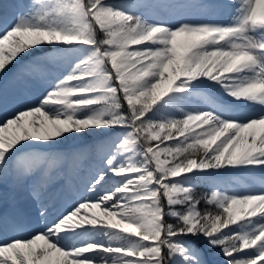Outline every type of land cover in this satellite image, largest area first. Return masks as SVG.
I'll use <instances>...</instances> for the list:
<instances>
[{
  "label": "snow or ice",
  "instance_id": "6c2138e0",
  "mask_svg": "<svg viewBox=\"0 0 264 264\" xmlns=\"http://www.w3.org/2000/svg\"><path fill=\"white\" fill-rule=\"evenodd\" d=\"M13 7L0 82L39 94L9 114L0 91V187L39 206L0 216V264H264V180L231 187L264 172V0ZM90 159L86 194L55 210Z\"/></svg>",
  "mask_w": 264,
  "mask_h": 264
},
{
  "label": "rangeland",
  "instance_id": "374dc122",
  "mask_svg": "<svg viewBox=\"0 0 264 264\" xmlns=\"http://www.w3.org/2000/svg\"><path fill=\"white\" fill-rule=\"evenodd\" d=\"M19 2L20 0H13V1L12 0H0V5H2L0 6V17H6L9 20V22H11L16 13V9L13 7V5ZM24 2H28V0H24ZM0 91H2L4 95L6 96L7 103L4 105V111L8 112L9 114H11L16 108L20 107L22 102L31 103L35 99V97L39 94L37 89L34 87L27 86L24 84H19V83L11 84L8 80H4L0 82ZM16 93H18L19 96H17L18 94ZM77 143L78 142H75V141L69 142L67 147H70V148L74 147V145ZM168 143L171 144L173 142H168ZM85 161H89V160H85ZM83 170H85L86 173L88 172L86 168ZM82 174H83V171H80L78 174H75V176L73 177L74 179H76L73 181L74 182L73 189H70V188L66 189L64 187L66 183H64L61 186V188L56 192L52 200V204H54L56 208L55 210H58V208H64V207L70 206L72 204L71 202H73L77 198H80V196L86 192V189H84L85 187L84 185H82V182H81ZM258 176L259 178L257 179V182L255 183L254 181H252L251 174L246 173L245 175H243L241 182L234 183L237 186L232 184L231 187L235 191L243 192V191L252 189L253 186H260V182L264 180V172L258 171ZM242 183L246 187L239 186V184H242ZM238 186L241 188L237 190L236 187ZM212 190H213L212 185L207 182H200L196 186V191L201 196H204L205 194H210ZM12 193L14 197L13 200H15L14 202H16L13 205L15 209L10 210V213H8L9 212L8 210L13 208V206H11L12 204L8 203V197L10 196L9 194H12ZM24 195L30 198L26 192L17 190L11 184L4 186V187H0V213L4 212V210L7 209L6 210L7 213L4 212L5 214H8V215L14 214L20 217L25 223L33 220V217L30 215L31 212L28 209V203H27L28 201L27 200L25 201L22 198ZM30 200L32 201L31 198ZM202 204H201V207L206 206ZM22 208H25L26 210H22ZM87 211L89 212V214H92L94 212H99L100 210L89 209ZM9 233H10L9 235L13 234L11 231H9ZM2 236L3 234L0 233V238H2ZM216 259H222V257H216Z\"/></svg>",
  "mask_w": 264,
  "mask_h": 264
},
{
  "label": "bare ground",
  "instance_id": "6f19581e",
  "mask_svg": "<svg viewBox=\"0 0 264 264\" xmlns=\"http://www.w3.org/2000/svg\"><path fill=\"white\" fill-rule=\"evenodd\" d=\"M13 1V0H12ZM218 22H227V17H222V18H220V20L218 21ZM11 87H13V86H11ZM19 93V92H18ZM18 93H16V94H18ZM17 96H19V94L17 95ZM255 109L257 110V111H259L260 109H259V107L258 106H255ZM74 146H76V144L74 145ZM92 163H93V165H92ZM94 164H95V160H89V161H84L83 162V165H82V168H81V171H83V174H82V178H81V182H82V185H84V187H85V184H86V181H87V179H88V174H89V171L93 168V166H94ZM87 169V173L85 172V170H83V169ZM258 171H260L259 169H257V170H254V171H246V172H241V173H237L236 174V176H237V178L239 179V181L241 182V179L243 178V175H245L246 173H250L251 174V176H252V181H254L255 183L257 182V179L259 178V176H258ZM75 175H70L69 176V178H67V180H66V184H65V188L67 189V188H70V189H73V181L74 180H76V179H74L73 177H74ZM234 185H236V184H234ZM237 186V185H236ZM239 186H241V187H243V186H245L243 183L242 184H239ZM236 187V189L238 190L239 188H241V187ZM246 187V186H245ZM260 188V186H253L252 187V189H259ZM84 189H86V188H84ZM242 191V190H241ZM84 194H86V192L84 193ZM84 194H82L81 196H80V198L84 195ZM10 196L8 197V203H10V204H12L11 206H13L14 205V203H16V202H14L15 200H13L14 199V197H13V193L12 194H9ZM25 201L27 200L28 202V209H29V211L31 212L30 213V215L33 217V219L35 218V214H34V212H36L35 210H36V208L39 206L38 204H36L33 200L31 201L30 200V198H28V197H26V195H24L23 197H22ZM80 198H77L76 200H78V199H80ZM76 200H74L73 202H71V203H74ZM15 209V207L13 206V208L12 209H9L8 211V213H10V210H14ZM56 209V208H55ZM61 209H63V208H58V210H61ZM7 210V209H6ZM6 210H4V212H6ZM22 210H26L25 208H22ZM94 211V210H93ZM4 212H2V213H0V216H2V215H5V213ZM7 213V212H6Z\"/></svg>",
  "mask_w": 264,
  "mask_h": 264
},
{
  "label": "trees",
  "instance_id": "16d2710c",
  "mask_svg": "<svg viewBox=\"0 0 264 264\" xmlns=\"http://www.w3.org/2000/svg\"><path fill=\"white\" fill-rule=\"evenodd\" d=\"M203 204H204V203H203ZM203 204H202V205H203Z\"/></svg>",
  "mask_w": 264,
  "mask_h": 264
}]
</instances>
